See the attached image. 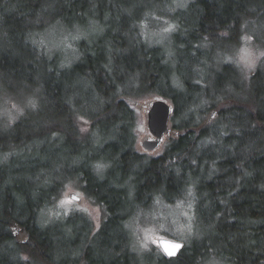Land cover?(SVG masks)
<instances>
[{"label":"trees","instance_id":"16d2710c","mask_svg":"<svg viewBox=\"0 0 264 264\" xmlns=\"http://www.w3.org/2000/svg\"><path fill=\"white\" fill-rule=\"evenodd\" d=\"M173 1L0 0V108L24 103L18 120L0 119V264H264V73L248 82L225 56L214 96L201 74L206 46L238 45L264 0H185L164 15L184 31L170 54L147 33L148 13ZM78 23L88 29L67 54L42 39ZM158 96L173 104L175 133L151 156L127 98ZM68 182L101 208L99 229L87 214L42 221ZM159 197L205 215L177 257L133 247L128 221Z\"/></svg>","mask_w":264,"mask_h":264},{"label":"rangeland","instance_id":"374dc122","mask_svg":"<svg viewBox=\"0 0 264 264\" xmlns=\"http://www.w3.org/2000/svg\"><path fill=\"white\" fill-rule=\"evenodd\" d=\"M173 3L172 6H169L167 3L155 4L153 6L154 11H159L162 17L153 14L154 12L148 13L152 14L151 20L154 23L150 24L149 28L147 27V33L150 34L151 40L163 44L170 54H173L171 46L172 42L176 40V33L183 30L178 19L164 17V15H168V13L174 14L177 12V9L182 10L187 7L185 0H174ZM182 16L184 15L178 14V17ZM78 24L74 25L72 29L67 25L57 24L56 27L47 30L42 35V39L55 52L67 54L77 46V43L80 41L79 39L83 37L82 34H85L84 31L88 29V25ZM248 28L239 44L230 50L226 51L222 46L223 43L215 46H206L207 51L204 53L203 59L206 67H202L201 74L208 80L207 86L210 88L211 96L216 95L219 91L220 86L216 81V72L221 67L219 64L220 59L225 58V56L227 58L226 61L233 62L239 66L248 82L257 74L264 73V55H261V53H264V19L256 20L252 25L250 23ZM165 29L169 30L165 31ZM148 98H133L139 102V105H132L135 107L137 120L136 143L141 153L157 156L164 152L169 138L175 132L173 130L171 134L167 135L159 148L152 151H147L143 148L142 143L144 138L150 135L146 128V110L148 108V100L146 99ZM23 109L24 103L20 102V100L13 97H5L0 108V119L4 120V124H11L18 120L23 113ZM210 113V111L204 113V120L210 117L212 118L210 124L219 126L218 122L220 118L215 115L212 116ZM171 124L173 126L175 120L172 119ZM65 176L71 177L72 181H78L77 175ZM72 194L79 196L80 199L74 200L71 197ZM197 205L196 202H192L188 198L168 203L165 199L159 197L152 200L150 207L146 210L139 209V213L128 221V227L132 230L134 249L146 254L154 249L159 251L160 248L157 242V238L159 237H172L185 242L186 245L192 244L195 238L204 233L203 226H205V215ZM78 214H87L92 219L95 230L100 228L103 217L101 208L94 205L76 183L68 182L67 187L56 202L50 208L48 207L43 210L42 221L48 224L60 218H68L69 220L72 215L76 216ZM18 236L21 238L26 237L24 234H20V232Z\"/></svg>","mask_w":264,"mask_h":264},{"label":"water","instance_id":"95a60500","mask_svg":"<svg viewBox=\"0 0 264 264\" xmlns=\"http://www.w3.org/2000/svg\"><path fill=\"white\" fill-rule=\"evenodd\" d=\"M130 104L139 105V102L133 98H127ZM148 108L146 110V128L150 135L144 138L143 148L147 151H152L159 148L164 138L173 132L171 126V120L174 113L173 104L162 96H158L147 101ZM139 107V106H138ZM212 116L216 115V111H213ZM212 118H210L211 120ZM71 197L74 200H79L80 197L72 194ZM157 242L160 250L168 258L177 257L185 248V242L172 237H159ZM174 244H180L182 247L176 250V254L169 256L166 252L171 250V246Z\"/></svg>","mask_w":264,"mask_h":264},{"label":"snow or ice","instance_id":"6c2138e0","mask_svg":"<svg viewBox=\"0 0 264 264\" xmlns=\"http://www.w3.org/2000/svg\"><path fill=\"white\" fill-rule=\"evenodd\" d=\"M169 29H165V31H168ZM261 55H264V53H261ZM83 131V129H81ZM97 167H101L100 165H98ZM63 203V202H62ZM182 246L180 244H174L171 246V250H167L166 252L169 256H173L176 254V250H178L179 248H181Z\"/></svg>","mask_w":264,"mask_h":264}]
</instances>
